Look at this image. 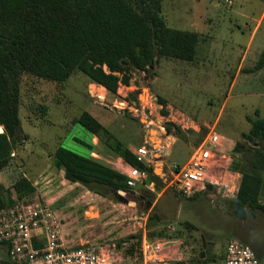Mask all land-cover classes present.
I'll return each instance as SVG.
<instances>
[{
	"label": "rangeland",
	"instance_id": "1",
	"mask_svg": "<svg viewBox=\"0 0 264 264\" xmlns=\"http://www.w3.org/2000/svg\"><path fill=\"white\" fill-rule=\"evenodd\" d=\"M161 16L172 29L198 34L193 62L163 58L151 71L132 68L131 85L121 86L117 95L92 85L79 71L64 83L27 73L16 78L20 126L11 141L12 156L0 172V199L6 208L15 205L20 199L13 186L25 177L34 187L26 199L56 212L71 245H116L121 256L137 254L144 233L164 246L167 257L176 255L185 263L223 260L236 239L264 253V216L235 215L232 203L242 175L231 169L234 163L248 170L255 156V146L244 138L249 118H264V68L250 71L264 51V0H163ZM84 111L133 153L142 145L152 148L148 176L155 192L137 187L134 194L122 195L123 203L67 180L55 167L58 148L91 157L95 141L100 162L117 158L105 136L95 140L75 123ZM169 122L182 132H167ZM213 128L228 150L221 171L214 172L223 188L209 196H180L167 186L171 167L185 164ZM260 202L264 204V187ZM152 219L157 221L150 225ZM0 264L16 263L0 251Z\"/></svg>",
	"mask_w": 264,
	"mask_h": 264
},
{
	"label": "trees",
	"instance_id": "2",
	"mask_svg": "<svg viewBox=\"0 0 264 264\" xmlns=\"http://www.w3.org/2000/svg\"><path fill=\"white\" fill-rule=\"evenodd\" d=\"M163 0H0V172L12 156V140L20 126L17 77L27 73L38 78L64 83L79 71L91 83L111 95L121 86L129 87L132 68L151 71L163 58L193 62L199 36L195 32L172 29L161 16ZM264 68V51L254 69ZM15 83V84H14ZM166 108V101L158 98ZM163 114L167 115L165 109ZM244 136L255 147L248 170L232 165L242 175L235 200V215L262 214L260 195L264 187V118L251 119ZM75 123L98 139L106 137L113 152L129 165L146 170L134 153L114 138L89 112ZM164 128L172 133L182 129L169 122ZM54 165L65 178L102 197L134 194L127 176L93 157H84L64 147L57 149ZM148 177V182H154ZM154 180L160 181L157 177ZM18 199L33 194L34 187L25 177L13 186ZM197 197V196H195ZM193 197V198H195ZM148 200V197H142ZM0 199V210L6 208ZM153 202L149 201V210ZM262 262L263 252L253 249ZM133 253V252H132ZM139 253V249L138 252ZM209 259L177 264H209Z\"/></svg>",
	"mask_w": 264,
	"mask_h": 264
},
{
	"label": "built area",
	"instance_id": "3",
	"mask_svg": "<svg viewBox=\"0 0 264 264\" xmlns=\"http://www.w3.org/2000/svg\"><path fill=\"white\" fill-rule=\"evenodd\" d=\"M228 150L222 137L211 129L183 165H173L167 186L180 196L193 198L221 192L223 183L214 174ZM137 161L150 166L155 153L149 146H140L134 153ZM218 165V166H217ZM217 166V167H216ZM127 185L131 189L143 186L155 192V183L148 182V172L130 166ZM126 193H121V196ZM124 198V197H123ZM127 201V200H126ZM127 203V202H126ZM0 251L16 264H177L181 257L169 258L164 246L144 233L139 253L121 256L116 245L111 248L81 244L71 245L64 237L62 222L46 203L19 200L0 210ZM209 264H262L256 252L240 240H232L223 260Z\"/></svg>",
	"mask_w": 264,
	"mask_h": 264
},
{
	"label": "crops",
	"instance_id": "4",
	"mask_svg": "<svg viewBox=\"0 0 264 264\" xmlns=\"http://www.w3.org/2000/svg\"><path fill=\"white\" fill-rule=\"evenodd\" d=\"M92 85H97V84H92ZM97 86H100V85H97ZM100 87H102V86H100ZM157 137V136H156ZM98 138L95 136V140H97ZM96 143H95V145H94V148L92 149V152H91V157H93V158H96L98 161H100V160H102V158L99 156V155H97L96 153H95V149H96V145H97V141H95ZM143 146V145H142ZM140 147V146H139ZM130 150H133V149H130ZM133 152V151H132ZM135 153V152H134ZM103 160H104V158H103ZM104 162H106V164L107 165H109V166H111L112 168H114L115 170H117L118 172H120V173H122V174H124V175H127L128 174V171L125 169V170H122L121 169V166L122 167H125V164L128 166V170H129V167L131 166V165H129L127 162H125L122 158H120L119 156H117V158H115L114 160H112V161H109V160H105ZM105 164V163H104ZM155 174V173H154ZM166 182V181H165ZM164 181H163V183H165ZM154 183V182H153ZM239 189V188H238ZM162 193H164V191L162 192ZM161 193V194H162Z\"/></svg>",
	"mask_w": 264,
	"mask_h": 264
},
{
	"label": "water",
	"instance_id": "5",
	"mask_svg": "<svg viewBox=\"0 0 264 264\" xmlns=\"http://www.w3.org/2000/svg\"><path fill=\"white\" fill-rule=\"evenodd\" d=\"M159 172H160V170H159ZM161 174H162V173H161ZM155 175L158 176V177H160V176L158 175L157 172H155ZM119 200H120L121 202H123V203H126V202H127L126 199L123 198V197H119ZM156 221H157V219H152V220H150L149 224L152 225V224H153L154 222H156Z\"/></svg>",
	"mask_w": 264,
	"mask_h": 264
},
{
	"label": "bare ground",
	"instance_id": "6",
	"mask_svg": "<svg viewBox=\"0 0 264 264\" xmlns=\"http://www.w3.org/2000/svg\"><path fill=\"white\" fill-rule=\"evenodd\" d=\"M103 89H105L104 87H103ZM106 90V89H105ZM1 132V131H0ZM159 172V171H158Z\"/></svg>",
	"mask_w": 264,
	"mask_h": 264
}]
</instances>
